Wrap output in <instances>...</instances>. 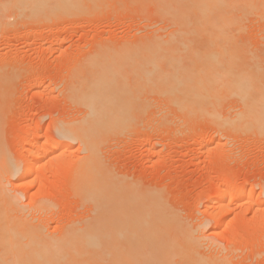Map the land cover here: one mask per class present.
Returning <instances> with one entry per match:
<instances>
[{"label": "rangeland", "instance_id": "rangeland-1", "mask_svg": "<svg viewBox=\"0 0 264 264\" xmlns=\"http://www.w3.org/2000/svg\"><path fill=\"white\" fill-rule=\"evenodd\" d=\"M14 1L0 0L6 18L0 24L2 145L12 160L21 159L19 166L46 140L55 138L61 150L35 159V170L24 180H4L18 205L15 213L52 238L99 229L110 214H105L109 202L118 203L117 189L130 186L151 210L197 231L202 253H221L230 264H264V125L232 123L242 113L264 117V27L257 16L245 20L244 34L236 39H180L173 37L181 29L173 19L180 18L183 0H22L27 4L22 13L10 8ZM172 40L191 50L137 51ZM210 42L235 43L238 49L198 51ZM216 58L223 63L208 64ZM174 72L202 75V104L212 108L208 116L195 115L191 100L183 104L164 95L165 85L157 79ZM104 77L130 86L132 111L128 123L95 137L90 169L79 142L60 138L58 130L80 127L90 112L85 86ZM232 188L244 191L225 197L226 216L215 223L217 194ZM248 192L254 202L244 203ZM111 240L75 243L66 257L120 264L123 244Z\"/></svg>", "mask_w": 264, "mask_h": 264}, {"label": "bare ground", "instance_id": "bare-ground-1", "mask_svg": "<svg viewBox=\"0 0 264 264\" xmlns=\"http://www.w3.org/2000/svg\"><path fill=\"white\" fill-rule=\"evenodd\" d=\"M18 1L20 2L15 4ZM21 1L22 0L14 1L10 8H12V10L15 9L17 13H22V11L26 9L27 4H23ZM183 1L184 5L180 18L179 15H176L178 17L173 19V21L175 20L174 23L177 22L175 23L176 25L181 26V29L174 32V38L181 39L189 35H197L214 40L236 39L238 35L240 37L241 32L244 34L245 20H247L250 15H252V17L253 15L257 16L258 20L262 22L260 25L263 24L264 27V0ZM35 3L37 4L40 2ZM2 9L3 7H0V24L6 19L3 17L4 11ZM176 19L178 20L176 21ZM180 41L181 40H178L175 44L172 40L170 44L166 42L162 46L159 44L147 45V47H143L145 49L137 51L142 53L145 52L150 55H159L160 53H185L191 50L189 44ZM226 48L229 51L238 49L235 43H229L227 47L224 42H210L204 48L199 47L198 51L201 49L209 54H223L226 52ZM173 63L177 64L176 62ZM222 63L223 60L221 58L208 61V64L212 67ZM154 67H156V65H154ZM103 79L104 80L101 82L85 86L83 100L89 107L88 110L90 112L81 121L82 123L80 122V127L77 129H65V127H62L64 129H62L61 132V128L58 130L60 134L57 132L58 135H61L60 138L77 140L79 142L80 147L87 153L85 157L87 161L85 164L90 169L94 163L90 152L96 144L95 137H97L99 132L110 130L112 127L119 128L128 123L131 117L130 112L132 111L131 102L133 97L132 93H130V86L118 80L115 81L113 78L104 77ZM160 79L162 84L164 83L165 85L163 88L164 95L165 93H167L166 95L171 93L169 96L173 99L176 98L175 100L178 102L181 100L183 104H185L184 100H191L190 103L195 104V108H193V113H195V115L197 113L199 116L202 114L203 116H208L207 114H210L212 108H208L207 105L202 104V98L205 95L203 91L205 79L202 75L197 74L196 76L190 77L185 73L181 75L180 73L174 72L167 77H161L157 80ZM181 102L180 105L182 106L183 104ZM187 105H185L183 109H186ZM232 123H236L238 126L247 125L249 123L264 125V117H250L242 113L238 115L236 119H233ZM228 127L232 128L233 125ZM26 131L28 132V129ZM42 136H44V133ZM50 138L51 137L48 136L47 139ZM38 139H40V137ZM54 139H51L49 142L46 140L47 143L45 142L46 144H42V147L35 152L29 150L31 153H26L29 154L28 157L22 160L23 165L19 166L21 159L19 158V161H14L9 157L6 149L2 145L0 134V264H88L87 261L80 260V258L66 257L69 253L70 246L75 243L90 245L93 240L98 241V239L113 242V240H111L112 237L114 240H117V242L115 240L113 244L119 243L121 247V244H123V249L128 247V251L127 249L126 251L125 249L121 250L123 257L121 256L120 264H230L227 257L223 255L220 256L221 253L220 255L218 252H216L218 255H206V253H202L198 243L201 237H195L197 233H194L197 231L193 230L194 232H191L188 227L175 222L174 219L165 212L151 210V204L145 203L146 201L144 198L136 194L135 190L132 187L130 188V186L127 190L122 187V190L117 189L119 193V198H117L119 200L116 198V202L118 203H116V206H114L115 204L111 206V202H109L108 205L110 208H107L108 206L105 208L107 210V212L105 210V214H110L106 216V220H100L102 221L100 222L102 223V226L100 225L102 230L97 228L99 225L95 228L88 225L89 227L85 228V231L82 230L84 234L74 231V233H68L59 238H52L44 235L40 225H38V227L37 224L34 225V223H31L24 216L15 213L16 210H18L16 209L18 205L8 196L4 180L16 177V179L18 178L17 180L22 181V179L24 180V178H27L30 174L32 175L35 159L45 154L61 151L60 148L54 145ZM34 140L36 141V139ZM51 142H53V144ZM49 143L53 146H46ZM28 145L30 147V144ZM33 145L35 146V144ZM57 145L59 146L60 144ZM31 148H33L32 145ZM63 150L66 151V149ZM26 152H28V150ZM20 167H22V169H20ZM90 176L92 175L90 174ZM90 176L88 180L91 178ZM235 188L227 190L228 192H221L217 194V197L214 196L217 199L214 203V210H216L214 212H218L215 218L217 221H215V223L222 222L223 216L227 212L226 206L229 204L225 201V197L237 196L238 198L244 191V189L242 191L241 189ZM99 190L102 192V189ZM252 193L250 194L248 192V197L246 200L242 201L248 203V201L253 200L254 193ZM109 195L111 197L113 194ZM243 202L242 204H244ZM211 204H213V202ZM111 207H113V209ZM115 211H117V214H115ZM202 226L203 223L199 225L201 228ZM192 233H194V235ZM198 236H200L199 232ZM124 244L128 246L126 247ZM123 252L128 253L124 255Z\"/></svg>", "mask_w": 264, "mask_h": 264}]
</instances>
